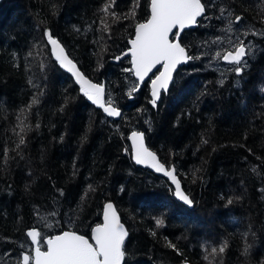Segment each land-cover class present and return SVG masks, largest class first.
Segmentation results:
<instances>
[{"label":"trees","instance_id":"obj_1","mask_svg":"<svg viewBox=\"0 0 264 264\" xmlns=\"http://www.w3.org/2000/svg\"><path fill=\"white\" fill-rule=\"evenodd\" d=\"M200 1L179 34L187 60L152 106L149 77L132 91L128 58L109 60L148 0H0V264L30 246L27 227L88 234L105 200L128 230L122 264H264V0ZM49 36L103 83L116 118L58 65ZM237 43L243 64L222 62ZM133 129L173 163L191 205L131 162Z\"/></svg>","mask_w":264,"mask_h":264},{"label":"water","instance_id":"obj_2","mask_svg":"<svg viewBox=\"0 0 264 264\" xmlns=\"http://www.w3.org/2000/svg\"><path fill=\"white\" fill-rule=\"evenodd\" d=\"M196 2L197 0H148L147 17L144 20L139 21L134 25L133 34L131 37L127 39V47L119 54H116L114 57L110 58L111 61H117V57L128 58L130 69L133 68L135 70V75H137L141 80L140 81L139 78H137L133 72V76L136 79V85L133 88V91H135L139 87V85L143 80V77L148 74V72L151 70L152 66L155 63H158L159 60L166 59V56L162 53V49H163L162 37H166L165 29L170 28L173 24H177V25H174L172 31L169 33V42L174 44H179L180 47L184 49V55L183 57H181L180 63L177 65V67L186 62L187 53L185 48L179 42V34L183 29L193 27L195 25L196 20L192 24H186L184 28H181L178 24L186 20L189 13L193 10ZM199 2L201 4V9H202L200 14L201 16L204 12V8L200 0ZM198 17H196V19ZM51 38L57 40L54 37ZM130 42L133 44L132 58L130 54V49H131ZM47 44L50 54L55 60H56L55 57H60L61 59H64L66 63L67 60H70L72 62V65H75V68L71 67V65H69L68 67H63L61 66L60 62L56 60L58 65L70 75L73 82L81 90L87 89L88 84H96L101 89L99 102H93L88 99L89 101H91L95 106L101 108L103 113L107 116L110 115L108 114L107 111H105V109L114 108L119 114V110L115 106H113L110 103L108 104L103 103L104 85L102 82H95L90 78H88L87 76H85L80 71L77 63L67 54L65 48L61 45V43L58 40H57V44L59 45V47H57L55 44H53L52 46L49 38L47 39ZM240 47H243V45L239 44L238 46L235 47L234 50L224 51L223 54L221 55V61L225 63H233V62L224 61L223 56L230 52L232 54H235L237 48ZM61 49H63V53H61L60 51ZM244 56H245V52L244 55L241 57V59ZM64 57H66V59ZM131 59L133 61L132 65H131ZM165 67H167V65H165ZM177 67L173 69V73L175 72ZM163 70H164L163 62H161V64L157 65L152 70V72L149 73L150 78L148 81V93H149L148 103H150L152 98L151 80L155 79L156 76L157 78H159ZM78 78L80 80H78ZM170 81L171 80L168 81V86L170 84ZM167 88H161L159 90L158 97L160 95V92L161 91L165 92ZM117 116L118 115L110 116V117L116 118ZM133 133H136L137 136L134 137ZM126 140L128 143V153L131 162L140 168L148 169L153 174L160 175L163 178H165L171 186L172 197L182 205L189 206L184 201L180 200L179 196H177L176 185L172 182V178L164 174L165 172H171L172 175L175 176L176 181L181 186V181L175 171L173 163L169 162L168 164H165L159 158L157 153L147 146L143 131L138 129H133L128 131L126 134ZM141 142L143 143L144 147L147 148L148 151L151 152L152 155L155 157V161L149 158L145 161V163L142 164H138L136 162V153L137 150L139 149ZM154 164L162 165L164 170L161 172H157L156 168L153 166ZM180 191L184 195H187L191 200L189 194L183 190L182 186L180 188ZM108 204H112V209L109 210L110 215L113 212L115 213V215L110 216L107 214ZM118 224L123 227V230L126 233L124 237L125 239L128 234V230L125 224L121 220L120 215L114 203L111 200H105L101 205L99 220L91 225L88 234L79 233L69 228H63L59 231L44 235L42 237V241H43V247H42L39 244L38 229L36 227L27 228L25 229V234L30 243V251L29 253L26 251L21 252L19 264H24L23 257L26 254H28L30 257L29 264H122L123 256L121 257V260L119 262L116 253L117 243L121 236V229L117 227ZM29 231H34L37 233V235L35 233L32 234L34 238L36 235L35 241H33L32 237L27 235ZM49 238L52 239L48 241V246H47L46 241ZM88 241L90 244L88 243ZM122 244H121V252L123 253ZM47 247H48V252L41 253V252H46ZM93 247H95V250L93 249ZM37 248H39L41 252H39ZM97 257H100V259H97ZM183 264H187V263H183Z\"/></svg>","mask_w":264,"mask_h":264},{"label":"snow or ice","instance_id":"obj_3","mask_svg":"<svg viewBox=\"0 0 264 264\" xmlns=\"http://www.w3.org/2000/svg\"><path fill=\"white\" fill-rule=\"evenodd\" d=\"M201 11H202L201 4H200L199 0H197L193 10L189 13L186 20L182 21L178 25L181 28H184L186 24H192L196 20V17L200 16ZM240 19H241L240 17H237V21H239ZM174 25H177V24H173L170 28H166L165 29L166 37H162V40H163L162 53L166 56V59L159 60L158 63H155L152 66L151 70L148 72V74L146 76H144L143 80H142V81H144L146 79V77L149 76V73L152 72V70L157 65H159V64H161V62H163V69H164L163 72L162 73L160 72L161 75L159 76V78H157V76H156L155 79L151 80V97L152 98H151L150 103L153 106H156V104H157V97L159 94V90L161 88H167L168 87V81L171 80L172 76H173V69H175L177 67V65L180 63L181 57H183V55H184V49L182 47H180L179 44H174V43L169 42V33L172 31ZM49 40H50V43L52 46H53V44H55L57 47H59V45L57 44V40L52 39L50 36H49ZM60 51H61V53H63V49H61ZM130 54H131V58H132V55H133V44L132 43H131ZM243 55H244V49H243V47H240V48H237L235 54H232L230 52V53L224 55L223 60L226 62H236L237 64H239L241 61V57ZM55 58L57 61L60 62L61 66L68 67L69 65H71V67L75 68V65H72V62L70 60H67V63H66L65 60L61 59L60 57H55ZM64 58L66 59V57H64ZM120 59H121V57H117V60H120ZM132 63H133V61L131 59V65H132ZM165 65H167V67H165ZM69 70H70V68H69ZM125 71H133L134 75H135V70L133 68L131 70L126 69ZM235 71L239 74L241 72V68L237 67L235 69ZM79 76H80V74H79ZM135 76L137 78H139L137 75H135ZM78 80H80V79L78 78ZM139 80H140V78H139ZM82 90L84 91V94L88 97L89 100H91L93 102H99L101 89L96 84H88V88L82 89ZM105 111H107L110 116L118 115L116 109H114V108L113 109H105ZM133 136L136 137L137 134L133 133ZM149 158H151L153 161H155V157L152 155L151 152L148 151L147 148L144 147L143 143L141 142L139 149L137 150V153H136V162L138 164H142V163H145V161ZM153 166L156 168L157 172H161L164 170L162 165H155L154 164ZM164 174L166 176H169L172 178V182L176 185V194H177V196H179L180 200L184 201L188 205H191L192 201L189 199V197L187 195H184L180 191L181 186L176 181L175 176H173L171 172H165ZM228 203L231 204V201L229 200ZM111 209H112V204H108L107 205V214L108 215H110L109 210H111ZM111 215H115V213L113 212V213H111ZM159 223H162V221L158 220L157 224H159ZM117 227H119L121 229V236H120V239L117 243V248H116L117 258L120 262L121 257L123 256V253L121 252V244L124 240L126 233L124 232L123 227L121 225L118 224ZM33 233H35L37 235V233L34 231H29L27 233V235L32 237L33 241H35L36 235L34 238L32 235ZM51 239L52 238L47 239V241H46L47 246H48V241ZM88 243H89V241H88ZM95 247H93L94 250H95ZM37 249L39 250V252H41L39 248H37ZM220 251H223V248H221ZM47 252H48V247H47L46 252H41V253H47ZM213 252H215V249H213ZM97 259H100V257H97ZM23 260H24V264H29V255L28 254L24 255Z\"/></svg>","mask_w":264,"mask_h":264},{"label":"rangeland","instance_id":"obj_4","mask_svg":"<svg viewBox=\"0 0 264 264\" xmlns=\"http://www.w3.org/2000/svg\"><path fill=\"white\" fill-rule=\"evenodd\" d=\"M238 43H241V42H238ZM237 43V44H238ZM236 45V44H235ZM245 46H246V48L248 49V51L250 50V47H249V44H248V42H245ZM235 47L233 46V47H231L230 49H234ZM223 53V52H222ZM222 53L220 54V57H221V55H222ZM115 56V55H114ZM114 56H112V57H114ZM112 57H110V58H112ZM110 60V59H109ZM244 60L245 59H243V60H241L240 62H241V64H243V62H244ZM230 64H237V63H230ZM235 66V65H234ZM258 74H260V73H258ZM135 84L133 83L132 84V86H134ZM207 218V214H204L203 215V217H201V219H203L200 223H198V224H195L197 227H199L201 230H203V231H205L207 228H208V226L207 225H209L210 224V219L208 220V218L206 219L207 221H205V219ZM95 223V222H94ZM93 223V224H94ZM124 223V222H123ZM33 227H35V226H33ZM27 228H30V227H27ZM26 228V229H27ZM37 228V227H36ZM38 229V228H37ZM25 232V231H24ZM52 233V232H51ZM26 235V234H25ZM46 235V234H45ZM44 236V235H43ZM42 236V237H43ZM38 237H39V234H38ZM42 237L40 238L39 237V239H42ZM15 246H19L18 244H15ZM20 247V246H19ZM24 247H26L25 248V251H27L28 253H29V251H30V246L28 247L27 246V244L24 246ZM7 251H9V250H7ZM5 254V252H3L2 253V255H4ZM5 260V264H18L19 263V260H15V259H12L11 261L8 259V258H5L4 259Z\"/></svg>","mask_w":264,"mask_h":264},{"label":"flooded vegetation","instance_id":"obj_5","mask_svg":"<svg viewBox=\"0 0 264 264\" xmlns=\"http://www.w3.org/2000/svg\"><path fill=\"white\" fill-rule=\"evenodd\" d=\"M30 259V258H29Z\"/></svg>","mask_w":264,"mask_h":264}]
</instances>
